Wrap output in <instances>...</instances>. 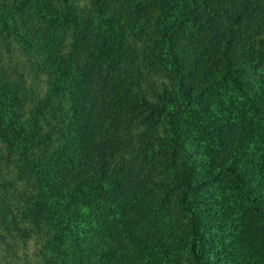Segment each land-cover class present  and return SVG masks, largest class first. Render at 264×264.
<instances>
[{
	"label": "trees",
	"instance_id": "trees-1",
	"mask_svg": "<svg viewBox=\"0 0 264 264\" xmlns=\"http://www.w3.org/2000/svg\"><path fill=\"white\" fill-rule=\"evenodd\" d=\"M68 22L65 53L58 29ZM5 31L31 78L0 61V139L18 173L16 185L0 180V229L34 237L49 264H177L151 206L166 169L193 264H210L200 226L218 204L238 209L230 250L258 249L264 264V99L249 71L264 62V0H89L82 15L68 0H0V45ZM227 86L247 103L235 119ZM204 111L229 118L209 126ZM157 118L164 145L154 142ZM191 120L206 143L196 175Z\"/></svg>",
	"mask_w": 264,
	"mask_h": 264
},
{
	"label": "rangeland",
	"instance_id": "rangeland-1",
	"mask_svg": "<svg viewBox=\"0 0 264 264\" xmlns=\"http://www.w3.org/2000/svg\"><path fill=\"white\" fill-rule=\"evenodd\" d=\"M72 11L75 14H85L88 10L89 0H68ZM59 34L63 38V48L65 53L71 50L75 41V27L72 22H68L58 29ZM8 32V31H7ZM4 33V41L0 45V61L6 67V70L16 77L18 74H27L28 80L31 78L29 72V65L22 56V52L18 46V43L13 35ZM209 40L204 39V46L208 47ZM250 71V83L258 91L259 97L264 99V62L258 63L249 68ZM165 80L163 72L155 75V82L160 84V81ZM39 88L45 91L47 81L42 79L39 82ZM226 91L230 96L233 103L232 112L235 115H241L245 110L247 103L244 98L234 90L227 86ZM204 94L207 95L205 92ZM62 116L69 114L68 110L65 111L64 106L61 104ZM60 110V109H59ZM204 119L207 120V124L210 126L221 125L228 116L224 115V119L221 113L211 114L204 111ZM231 117V115H230ZM64 121V120H63ZM162 118L155 120V135L154 142L156 144H166L168 137L165 134V130L162 125ZM188 126L193 135L187 145V160L189 168L192 174L196 175L201 172V166L206 160V143L201 134H199L191 120ZM193 125V126H192ZM157 138V139H156ZM151 139V138H150ZM161 140V141H160ZM158 150V147L156 148ZM141 139L138 140L136 146H134L128 153L131 160L140 162L142 159ZM9 163L11 164L9 166ZM16 163V154L7 149L4 143L0 139V180L6 179L9 183L13 182V179H17V171L14 168ZM13 164V165H12ZM15 181V185L17 184ZM154 180L156 182L153 188L154 199L151 202V206L156 210L159 223L162 227L163 239L167 244H170L174 248L176 254L177 264H193V259L190 254L187 244V228L188 218L186 215L178 209L176 198L174 196L176 192V184L173 179V171L161 169L155 173ZM7 185V184H6ZM5 185V187H7ZM9 185V184H8ZM4 188V185L0 183V188ZM209 194L216 191V187L208 186ZM9 190V189H8ZM217 192V191H216ZM208 211V210H207ZM206 219L201 221L200 232L202 235V251L203 259L206 263L210 264H260L262 257L259 254L258 249L249 250L245 248L240 255H237L236 250H230L228 242L231 239L230 231H233L234 224L238 222V209H235L232 215L225 209L218 205L213 206L211 211L207 212ZM212 218V219H210ZM213 219L218 220L219 223L213 222ZM23 226L29 227L27 222H23ZM230 230V231H229ZM4 239L0 240V264H49L48 260H45L42 256L37 254L34 237H17L10 235L4 229H0ZM237 256V257H236ZM237 258V259H236Z\"/></svg>",
	"mask_w": 264,
	"mask_h": 264
}]
</instances>
